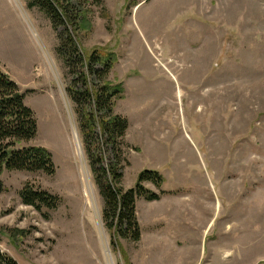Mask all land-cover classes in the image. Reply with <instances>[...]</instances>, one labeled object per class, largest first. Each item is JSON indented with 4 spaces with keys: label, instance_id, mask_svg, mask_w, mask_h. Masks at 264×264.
I'll list each match as a JSON object with an SVG mask.
<instances>
[{
    "label": "rangeland",
    "instance_id": "374dc122",
    "mask_svg": "<svg viewBox=\"0 0 264 264\" xmlns=\"http://www.w3.org/2000/svg\"><path fill=\"white\" fill-rule=\"evenodd\" d=\"M73 8L87 20L75 33L80 48L116 57L107 78L123 88L114 113L128 122L121 186L133 189L153 170L161 188L142 186L160 199L136 200L140 241L120 239L112 250L57 33L26 0H0V68L37 122L29 146L48 150L54 164L51 176L3 172L0 250L18 264H264V0ZM25 187L55 205L26 206Z\"/></svg>",
    "mask_w": 264,
    "mask_h": 264
},
{
    "label": "trees",
    "instance_id": "16d2710c",
    "mask_svg": "<svg viewBox=\"0 0 264 264\" xmlns=\"http://www.w3.org/2000/svg\"><path fill=\"white\" fill-rule=\"evenodd\" d=\"M29 9L37 8L57 33L58 55L70 76L65 93L72 104L83 150L103 201L102 221L110 236L112 250L120 239L137 243L141 238L136 218V200L158 201L160 195L144 189L143 182L161 188L163 178L153 170L139 174L136 186L124 191L120 170L124 162L126 118L114 113L116 101L123 99V88L108 81L115 55L107 49L84 52L76 39L77 27L87 23L81 11L74 12L79 0H26ZM62 32H57L59 28ZM70 28L71 31L68 29ZM19 86L0 68V193L4 171L54 174L52 155L42 147L29 146L38 132L33 112L26 107ZM20 198L26 206L55 205L45 192L25 187ZM0 264H18L0 250Z\"/></svg>",
    "mask_w": 264,
    "mask_h": 264
},
{
    "label": "bare ground",
    "instance_id": "6f19581e",
    "mask_svg": "<svg viewBox=\"0 0 264 264\" xmlns=\"http://www.w3.org/2000/svg\"><path fill=\"white\" fill-rule=\"evenodd\" d=\"M77 148H78V147H77ZM79 152H80V151H79ZM86 184H87V187H86V189H85V196H86L90 201L93 202L94 197H95V193H94V191H93V188H92V186H91L90 181H89L87 178H86ZM106 253H107L108 256H109L108 251H106Z\"/></svg>",
    "mask_w": 264,
    "mask_h": 264
}]
</instances>
